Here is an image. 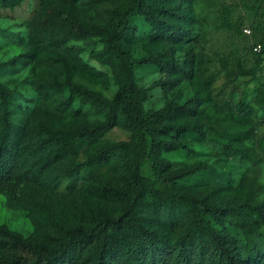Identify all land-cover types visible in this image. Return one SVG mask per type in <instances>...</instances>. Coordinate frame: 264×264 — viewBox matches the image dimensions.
Instances as JSON below:
<instances>
[{"label":"rangeland","instance_id":"rangeland-1","mask_svg":"<svg viewBox=\"0 0 264 264\" xmlns=\"http://www.w3.org/2000/svg\"><path fill=\"white\" fill-rule=\"evenodd\" d=\"M160 1L164 9L174 5L172 0ZM189 1L182 14L183 41L140 36L148 25L132 18L136 28L125 48L139 63L134 73L145 93L142 112L159 110L168 102H189L193 114L181 121L203 134L184 138L187 149L162 153L170 162L169 171L197 163L204 168L171 183L147 159L141 173L159 190L189 191L218 207L221 214L210 220L211 225L228 236L242 264H251L253 247L264 253V0ZM128 4L129 0H22L13 9L0 7V84L12 93L0 106V132L6 120L19 134L0 182V225L24 239L47 242L74 227L96 228L101 209L111 217L121 214L119 202L103 197L106 183L121 184V175L109 164L77 166L106 145L134 142V135L116 126L95 142L69 146L61 160H47L39 124L68 131L81 120L101 122L103 115L78 102L62 112L58 98L43 97L36 89L46 82H62L69 69L75 82L112 100L120 86L116 68L97 59L102 42L69 34L74 23L109 26ZM49 13L57 22L47 29L48 42L36 46L29 40V25ZM167 56L189 73L188 78L161 70ZM35 166L41 167L38 179L27 174ZM166 216L175 222L184 215L172 207ZM142 219L148 229L168 235L157 214L148 211ZM2 258L0 254V264Z\"/></svg>","mask_w":264,"mask_h":264},{"label":"trees","instance_id":"trees-1","mask_svg":"<svg viewBox=\"0 0 264 264\" xmlns=\"http://www.w3.org/2000/svg\"><path fill=\"white\" fill-rule=\"evenodd\" d=\"M21 2L0 0V7L13 9ZM172 2L173 7L164 9L160 0H129L125 11L116 14L109 26L72 25L70 36L80 34L99 38L103 51L97 59L116 68L120 88L112 100L75 82L69 69L64 72L62 82H46L36 89L43 97L58 98L57 108L62 112H67L78 102L103 115L101 122L91 124L81 120L68 131L39 124L38 133L42 136V149L47 160H61L68 155L69 146L85 141L95 142L116 126L134 135V142L106 145L77 166L109 164L121 175V184L108 181L103 188L105 200L121 204V214L111 217L105 209H101L96 213V228L74 227L62 238H52L47 242L24 239L0 225L1 264H242L231 248L228 236L210 223V220L219 218L221 210L218 207L189 191L159 190L152 180L141 173L147 159L152 161V167L159 176L171 183L187 179L204 168L197 163L169 171L170 162L161 157L162 153L187 149L184 138L203 134L196 126L181 121L193 114L189 102H168L159 110L147 114L142 112L141 101L145 93L137 85L134 73L139 63L129 57L125 48L136 28L132 18L148 25L146 31L138 33L140 36L173 43L183 41L186 34L181 25L182 14L187 6L189 8L190 1ZM162 18H168L169 22L165 23ZM56 22V15L49 13L41 20L30 23V42L36 46L48 42L47 29ZM160 68L168 74L189 76L184 69L175 67L170 56L161 62ZM11 95V91L0 84V106L8 102ZM18 142L19 134L5 120L0 132V182L7 156L17 149ZM40 168L37 170L35 166L27 174L38 179ZM172 207L178 208L184 215L175 222L168 221L166 216ZM148 211L157 214L166 223L168 235L145 226L142 217ZM250 256L251 264H264V253L260 248L253 247Z\"/></svg>","mask_w":264,"mask_h":264}]
</instances>
